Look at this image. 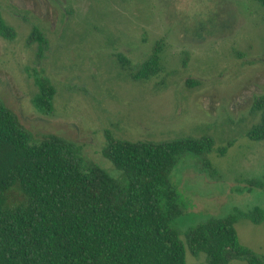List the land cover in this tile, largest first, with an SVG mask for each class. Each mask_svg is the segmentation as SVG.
Returning a JSON list of instances; mask_svg holds the SVG:
<instances>
[{"label": "rangeland", "instance_id": "obj_1", "mask_svg": "<svg viewBox=\"0 0 264 264\" xmlns=\"http://www.w3.org/2000/svg\"><path fill=\"white\" fill-rule=\"evenodd\" d=\"M0 12L17 33L0 37V97L35 139L75 142L85 164L119 179L103 156L107 132L132 141L207 137L213 150L187 154L173 171L187 207L174 226L184 233L235 209H264V187L251 186L264 185V142L247 137L253 101L264 94V9L255 1L0 0ZM35 28L48 40L42 57L29 40ZM158 46L157 75L135 79ZM35 73L56 89L51 115L33 103ZM236 230L264 257V223L240 219Z\"/></svg>", "mask_w": 264, "mask_h": 264}, {"label": "trees", "instance_id": "obj_2", "mask_svg": "<svg viewBox=\"0 0 264 264\" xmlns=\"http://www.w3.org/2000/svg\"><path fill=\"white\" fill-rule=\"evenodd\" d=\"M253 1L264 9V0ZM16 36L0 12V37L13 41ZM29 40L42 57L46 36L35 28ZM159 47L135 79L157 75ZM119 58L130 69L129 60ZM34 78L39 92L33 103L51 115L56 89L42 73ZM251 116L257 121L247 137L264 142V94L254 99ZM106 134L103 156L119 179L85 164L75 142L56 134L35 139L0 97V264H188L187 253L205 255V264H264L263 256L241 244L236 230L240 219L263 224L264 209H235L184 233L174 226L187 207L171 180L173 171L187 154H209L210 138L155 142Z\"/></svg>", "mask_w": 264, "mask_h": 264}]
</instances>
